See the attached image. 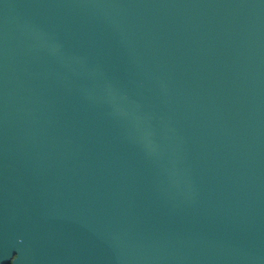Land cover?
<instances>
[{"label": "water", "instance_id": "obj_1", "mask_svg": "<svg viewBox=\"0 0 264 264\" xmlns=\"http://www.w3.org/2000/svg\"><path fill=\"white\" fill-rule=\"evenodd\" d=\"M0 264H264V0H0Z\"/></svg>", "mask_w": 264, "mask_h": 264}]
</instances>
